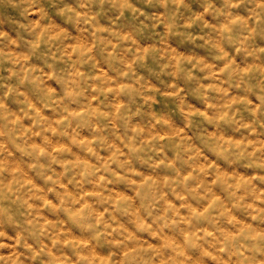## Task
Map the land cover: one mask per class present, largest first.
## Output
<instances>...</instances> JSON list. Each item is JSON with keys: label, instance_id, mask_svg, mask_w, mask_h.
<instances>
[{"label": "clouds", "instance_id": "obj_1", "mask_svg": "<svg viewBox=\"0 0 264 264\" xmlns=\"http://www.w3.org/2000/svg\"><path fill=\"white\" fill-rule=\"evenodd\" d=\"M0 264H264V0H0Z\"/></svg>", "mask_w": 264, "mask_h": 264}]
</instances>
